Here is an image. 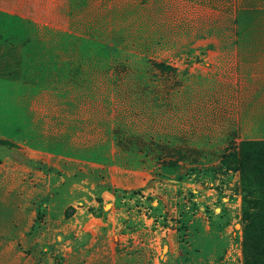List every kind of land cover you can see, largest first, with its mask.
<instances>
[{
  "label": "rangeland",
  "instance_id": "rangeland-1",
  "mask_svg": "<svg viewBox=\"0 0 264 264\" xmlns=\"http://www.w3.org/2000/svg\"><path fill=\"white\" fill-rule=\"evenodd\" d=\"M0 264H264V0H0Z\"/></svg>",
  "mask_w": 264,
  "mask_h": 264
},
{
  "label": "trees",
  "instance_id": "trees-1",
  "mask_svg": "<svg viewBox=\"0 0 264 264\" xmlns=\"http://www.w3.org/2000/svg\"><path fill=\"white\" fill-rule=\"evenodd\" d=\"M156 67L162 72H168L169 70H171L168 66H166L162 63L156 64ZM243 167H245V166L243 165Z\"/></svg>",
  "mask_w": 264,
  "mask_h": 264
}]
</instances>
